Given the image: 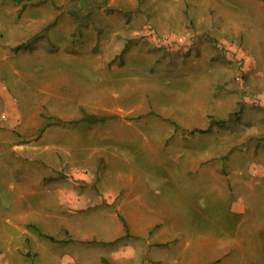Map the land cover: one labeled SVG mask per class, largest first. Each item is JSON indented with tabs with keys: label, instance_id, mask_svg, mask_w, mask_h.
Returning a JSON list of instances; mask_svg holds the SVG:
<instances>
[{
	"label": "rangeland",
	"instance_id": "1",
	"mask_svg": "<svg viewBox=\"0 0 264 264\" xmlns=\"http://www.w3.org/2000/svg\"><path fill=\"white\" fill-rule=\"evenodd\" d=\"M185 1L0 0V264H20L19 255L36 263L39 253L50 264H264V184H254L264 177L254 176L264 173V80L248 77L242 48L237 57L196 30L204 28L200 8ZM190 2L218 4L255 31L260 25L250 1ZM102 55L117 67L122 101L150 107L147 114L106 121L69 111L96 99L91 59ZM189 56L198 68L175 71ZM56 68L58 86L49 77ZM197 93L204 110L209 101L215 108L201 112L208 129L176 127L175 135L196 138L165 145L168 118H196L159 107L183 109ZM55 108L81 117L57 119ZM61 125L71 131L70 160L57 159L49 141ZM209 135L216 186L209 172L184 170L197 138ZM130 177L140 180L142 218L152 220L143 237L130 233L129 208L120 206Z\"/></svg>",
	"mask_w": 264,
	"mask_h": 264
},
{
	"label": "crops",
	"instance_id": "2",
	"mask_svg": "<svg viewBox=\"0 0 264 264\" xmlns=\"http://www.w3.org/2000/svg\"><path fill=\"white\" fill-rule=\"evenodd\" d=\"M245 1L247 2L250 1V3H248L249 11L252 17L254 16L256 23L260 24L258 28H256L257 32L253 28L252 24L249 26L247 23L238 22V18L233 15V12H229L224 7L218 4L213 3L212 5H210L209 3H199L197 5L196 4L193 5V3L190 2V0H187L185 2L188 5L189 9H192L193 7L196 9V6H198V9L200 8L199 16L197 17V18L200 17L198 24L204 26V28L202 30H199V29H196V30L200 32L207 31L209 33V40L214 42L218 47L223 46L225 48H229L232 52L235 53L237 57H239L240 55H237L238 52L236 49L239 47L242 48L247 53L246 55L245 53H242L241 56L243 57V62L245 61L244 66H246L245 69L247 73H249L248 77L251 80H254V79L264 80V41H263L264 37L262 34L264 33V0H245ZM247 13L249 12L247 11ZM259 32L261 33L256 34ZM8 44L13 45L8 42L7 46ZM71 58L72 57L68 56L65 60L70 61ZM124 61L125 60L120 62V65H124L125 63ZM199 63L200 62L199 60H197V57L189 56L186 59H182L179 62H177L176 65L174 66V69L175 71L176 69L177 71H183L184 67H186L187 65H192L193 67L196 65V67L198 68ZM35 64H38V61H35ZM91 64H92L93 74H95L97 77L96 78L97 79V97L91 104H89L88 101L82 100L81 98V100H79L78 102L72 105L73 107L70 108L69 111L70 110L74 111L75 115H77L78 112L79 113L88 112L87 114L90 113L91 115H94L98 117L99 119L106 120V121L107 120L112 121L114 119L118 121L120 119L124 120V119H130L132 117L134 119L137 116V114H140V113L147 114V110L148 112L150 111L151 109L150 107L144 108L142 104L136 103L135 100H133V102L131 100L122 101V99L124 100V97L122 98V94L124 91L121 87L119 88V87L114 86V76L118 78L116 76V71H115L117 67H115L116 66L115 63L111 62V59L109 56L102 55V56H97L95 58H92ZM57 70L58 68L50 69L49 77H50V74L52 76V74ZM199 73L200 72L198 71L196 75L197 76L196 78L198 81L200 80V78L198 77L200 75ZM134 77L136 78L135 75ZM194 78H190V81H193ZM50 79L54 86L60 85V82L55 81L57 78L52 79L50 77ZM106 88L108 90H106ZM186 93L187 92H185L184 95ZM76 94L77 93H75L74 95ZM193 96H196L197 98H194L193 102L189 104L188 106L184 107L183 109L182 108L180 109L178 107L176 108H169L165 106L159 107L161 111H165V110L188 111L190 115H194V117L196 118V120L193 118L184 120V118L180 117L178 114L172 117L173 121L171 120V117L168 118L170 119V123L172 125L168 126L169 129L165 132L166 133L165 134L166 142H164L165 145L170 144L171 141L176 137L177 139L180 140L179 146L183 143L184 139L194 140V138H196L195 136L194 137H189V136L183 137L181 135H175L176 127H180L185 132L205 130V129H202L205 126H206V129H208L209 124L206 123L205 120L202 121V118L204 115H202L201 112L202 111L204 112L206 110H210V111L215 110V108H213V105H211V102L209 101L208 108L206 109L205 107V110H204L200 104V94L197 93ZM76 99L78 100V97ZM183 104L184 106L186 105L185 103ZM55 110L58 111L57 113H55V116L57 119L70 121V119L77 120L81 117V116H78L76 118L71 115V117L67 119V117L61 115L62 114L61 109L55 108ZM170 112H176V111H170ZM120 123L122 124V122ZM123 123L127 125L132 124V122H123ZM67 126L68 125L57 126L56 128H54L55 132L51 131L48 134L51 145L55 144L53 146L54 148H56V151L62 153V155L56 153L57 154L56 158L61 159V160H62L63 155L65 159H68V160L71 159L70 153L68 152L70 147L68 145H65V143L68 142V139L71 134V131L67 128ZM212 139L214 140V137H212L211 135H209L207 138L206 137L197 138L198 143L200 144L197 150L196 151L194 150L193 152H191L190 156L186 158L188 160H187V166H184L185 167L184 170L188 172H195V173L209 172L208 174L214 177V180H213L215 181L214 186H216L217 183L221 184V173H220L221 170H219L215 164H212L213 167L210 164L211 160L216 159L217 157L216 150L213 149L214 144L212 142L213 141ZM145 140L151 147L152 146L151 141L149 139H145ZM103 149L106 150L105 148ZM107 153L111 157L116 156V154L111 152L110 149L108 150ZM186 159H185V162H186ZM206 162L209 163L211 166L200 168V164L206 163ZM244 173H247V172H243V171L238 172V173L231 172L230 176L242 177ZM258 175L263 177L264 173L256 174L254 176H258ZM139 181L140 180H138L137 178L130 177L128 181H125V179H122V183H121L122 185L125 186V192L127 191V188H128V191L124 195H122V197L120 198V201H121L120 206H122L123 208L125 207L129 208V212L127 215H128V220L130 222V233L134 235V237L145 236L147 231L149 230V227H151L152 225L150 224L152 223V220L146 219L144 221V219L142 218V215L139 212V209L142 207V205H144V200H145V198H143V193L139 191V190H142L141 186L138 183ZM254 184L258 186H260L261 184H264V177L262 179H257ZM114 201H115V198L113 199V202ZM143 230L144 231L147 230V231L144 232ZM156 235H157V232L153 234L152 238L156 237ZM174 236L180 239V235L178 232H176ZM168 239L170 238L167 237V240ZM205 245H208V244L206 243ZM183 246L187 248L189 246V243L188 242L183 243L182 247ZM225 255L227 256L228 253ZM40 256L41 255L39 253L36 263L35 262L32 263L30 260L26 259L24 256H21V255H19L18 258L20 260V264H50V263H53L50 257L48 259L46 258L42 259V256L41 257ZM221 262H222V259L218 260L216 264H219ZM187 264H190V262Z\"/></svg>",
	"mask_w": 264,
	"mask_h": 264
},
{
	"label": "trees",
	"instance_id": "3",
	"mask_svg": "<svg viewBox=\"0 0 264 264\" xmlns=\"http://www.w3.org/2000/svg\"><path fill=\"white\" fill-rule=\"evenodd\" d=\"M90 122H94V119H91ZM47 239L53 241V239L51 237H46ZM93 242V241H91ZM110 243H101V245L105 246V245H109ZM103 264H108L106 261H103Z\"/></svg>",
	"mask_w": 264,
	"mask_h": 264
}]
</instances>
